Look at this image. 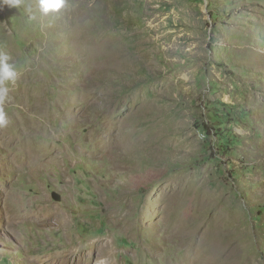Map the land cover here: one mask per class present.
I'll use <instances>...</instances> for the list:
<instances>
[{
	"label": "rangeland",
	"instance_id": "374dc122",
	"mask_svg": "<svg viewBox=\"0 0 264 264\" xmlns=\"http://www.w3.org/2000/svg\"><path fill=\"white\" fill-rule=\"evenodd\" d=\"M0 53V264H264V0H0Z\"/></svg>",
	"mask_w": 264,
	"mask_h": 264
},
{
	"label": "bare ground",
	"instance_id": "6f19581e",
	"mask_svg": "<svg viewBox=\"0 0 264 264\" xmlns=\"http://www.w3.org/2000/svg\"><path fill=\"white\" fill-rule=\"evenodd\" d=\"M30 99L36 100V96L32 95L30 97ZM15 137L17 138V143H19L21 145V152H22V155H23V160H25L26 163L28 164V167L30 168V173L37 172V174H38V172L41 171L40 170V162H39L38 157H36L31 152V148H30L31 145L29 144V142L26 143V140L23 137H21V136L17 137V135ZM23 169H25V168H23ZM30 213L32 214L31 218L28 217ZM56 215H60L59 217H60V220H61L62 224L63 223L64 224L68 223V219L65 220V215H63V213H59L58 211H55L54 209L46 207V206L45 207H36L33 210L32 209H28V210H26V212L22 216L25 219H33L32 218V216H33L34 218L42 219V221H46V220H49V219H53L54 217H56ZM18 217H19V215H18ZM117 220H120V219H117ZM73 242H74V240H71V244L70 245H66L67 246L66 250H64L63 252L59 253V255L63 257L64 262L65 263H72L75 258H78L80 260V264H91L92 255H93L92 254L93 252H91L92 246L89 247V245H88V247H87V245H86V247H83L82 246V242H77L75 244ZM97 245H99V252L100 253L103 252L104 250H106V248H107V246L104 245V240L103 239L100 240L97 243ZM51 258H53V257H51ZM54 259H56V258H54ZM49 261H51V260H49ZM54 261L55 260H53L51 262H54Z\"/></svg>",
	"mask_w": 264,
	"mask_h": 264
},
{
	"label": "clouds",
	"instance_id": "9594fccd",
	"mask_svg": "<svg viewBox=\"0 0 264 264\" xmlns=\"http://www.w3.org/2000/svg\"><path fill=\"white\" fill-rule=\"evenodd\" d=\"M11 2L15 5L18 4L20 0H11ZM64 5L65 0H37V8L43 15L58 12ZM9 59L7 54L0 53V105H2L8 97L9 89L5 86V82H14L17 76L14 66L8 63ZM7 123L6 114L3 109L0 108V127L6 126Z\"/></svg>",
	"mask_w": 264,
	"mask_h": 264
},
{
	"label": "water",
	"instance_id": "95a60500",
	"mask_svg": "<svg viewBox=\"0 0 264 264\" xmlns=\"http://www.w3.org/2000/svg\"><path fill=\"white\" fill-rule=\"evenodd\" d=\"M52 197H53V199L56 200V201H59V200H60V196H59L58 194H56V193H53V194H52Z\"/></svg>",
	"mask_w": 264,
	"mask_h": 264
}]
</instances>
